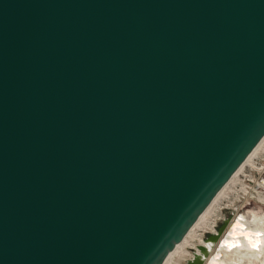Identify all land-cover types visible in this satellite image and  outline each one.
Listing matches in <instances>:
<instances>
[{"label":"water","instance_id":"1","mask_svg":"<svg viewBox=\"0 0 264 264\" xmlns=\"http://www.w3.org/2000/svg\"><path fill=\"white\" fill-rule=\"evenodd\" d=\"M263 136L264 0H0V264H162Z\"/></svg>","mask_w":264,"mask_h":264},{"label":"bare ground","instance_id":"2","mask_svg":"<svg viewBox=\"0 0 264 264\" xmlns=\"http://www.w3.org/2000/svg\"><path fill=\"white\" fill-rule=\"evenodd\" d=\"M262 149H264V136L254 147L251 153L246 157V159L242 162V164L238 167V169L232 174L229 180L217 192V194L214 196L212 201L208 204V206L204 209V211L199 215L195 223L183 236L181 241H179L175 245V247L168 253L162 264H170V262L168 263L166 262L170 259L174 250L180 244L183 243L184 238L187 236V234L191 231V229L194 226H196V224L201 220L202 216L210 209H211L210 217L206 223L208 226L207 229L208 230L211 229L210 227L212 226L213 221L216 220V218H213L215 213L213 209H216L214 208V206L215 204L218 205L217 203L219 202L217 201H219L221 197L225 196L224 194L221 195V192L224 189L230 187L229 185H231V183L235 184V182L233 181L236 179V177L239 174L243 173L242 171L243 167L246 164L250 163L254 155L258 156L256 155V153H258V151ZM260 169L261 170L258 173V168L256 166V168H253L252 170L254 174L252 175L249 174L247 179H245L253 183L250 189H252L253 187H264V176H262V173L264 172V166H262ZM238 189H240V187ZM257 196L259 198V195ZM261 200L263 199L261 198ZM222 208L229 209L230 206L227 205V206H223ZM208 232L215 234L216 231L214 226H213V230ZM199 235L200 233L192 237V240L194 241L196 240L195 245H193L194 243H187L185 247L187 248V250L189 249V252L191 253V255L189 256L190 258L191 256H193V253H199L200 255L202 254L198 246H204L206 248L207 252L204 256L202 255L203 261L201 264H264V212L251 210L247 212L245 215L241 213L239 215H235L231 220L225 222L223 231L216 237V239L213 242H208L204 238H201V241L199 242ZM181 255H182L181 258L184 260L189 258V257L186 258L189 255L188 252H185V254H181ZM173 264H179V263L175 262Z\"/></svg>","mask_w":264,"mask_h":264},{"label":"rangeland","instance_id":"3","mask_svg":"<svg viewBox=\"0 0 264 264\" xmlns=\"http://www.w3.org/2000/svg\"><path fill=\"white\" fill-rule=\"evenodd\" d=\"M256 155H258V156L254 155V157L251 160L252 162L250 161V163L246 164L243 167V169H244V170L242 169L243 173L241 171L242 174H239L235 179L237 182L234 180L233 182H235V184L231 183V185H229L230 187H228L227 189H224L221 192V195L224 194L225 196L221 197L219 199V201H217V202H219V203H217L218 205L215 204V206H214V208H216V209H213L215 212V213L213 212L214 213L213 218H216V220L213 221V224L210 227L211 229L210 230L207 229L208 226L206 223L210 217V212H211V209H210V210H208V212H206L202 216L201 220L196 224V226H194L191 229V231L184 238L183 243L180 244L174 250L170 259L166 263L170 262V264H173V263L177 262L179 264H184L187 259H185V260L182 259L181 254H185V252H188L189 255L186 258H188L191 255V253L189 252V249L187 250L185 245L187 243H194L193 245L196 244V240L195 241L192 240L193 236H196L200 233V235H199V242H200L201 238H205L209 234H212L211 232H208V231H212L213 226L215 228V231L217 232L219 227H221L223 224L225 225V222L228 220H231L235 215H239L240 213L245 215L247 212H249L251 210L264 212V198H263L264 197L263 196L264 195V187H253L252 189H250L252 187L253 183L245 180V179H247L249 174H251V175L254 174V172H252L253 168H256V166H257L258 173H259L261 170L260 168L262 166H264V149L259 150L258 153H256ZM262 176H264V172L262 173ZM237 178H238V180H237ZM239 187H240V189H238ZM226 193H227V195H226ZM257 195H259V198L261 197L263 200H261V198L259 199ZM227 205L230 206L229 209L228 208H222L223 206H227ZM178 258H179V261H178Z\"/></svg>","mask_w":264,"mask_h":264},{"label":"snow or ice","instance_id":"4","mask_svg":"<svg viewBox=\"0 0 264 264\" xmlns=\"http://www.w3.org/2000/svg\"><path fill=\"white\" fill-rule=\"evenodd\" d=\"M253 246H255V245H253Z\"/></svg>","mask_w":264,"mask_h":264}]
</instances>
